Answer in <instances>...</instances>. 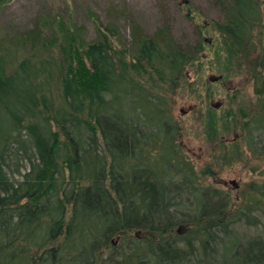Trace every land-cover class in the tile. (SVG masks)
<instances>
[{
  "label": "trees",
  "instance_id": "trees-1",
  "mask_svg": "<svg viewBox=\"0 0 264 264\" xmlns=\"http://www.w3.org/2000/svg\"><path fill=\"white\" fill-rule=\"evenodd\" d=\"M218 1L220 20L181 3L195 44L134 21L126 44L94 14L90 40L55 14L1 43L0 264H264V169L236 199L206 185L222 160L180 145L174 109L195 98L206 154L264 158V0ZM209 72L235 83L219 108Z\"/></svg>",
  "mask_w": 264,
  "mask_h": 264
},
{
  "label": "rangeland",
  "instance_id": "rangeland-1",
  "mask_svg": "<svg viewBox=\"0 0 264 264\" xmlns=\"http://www.w3.org/2000/svg\"><path fill=\"white\" fill-rule=\"evenodd\" d=\"M183 2L190 3L206 19L220 20L223 17L218 0H10L0 7V45L1 43L9 44L10 38L32 29L41 18L49 19L52 22L55 14H61L67 26L71 23L80 26L82 28L81 36L85 40L93 39L96 35L91 15L94 14L104 24L115 25L126 44L131 41V24L133 21L146 34H153L159 28L165 27L176 42L195 44L198 29L191 18L186 15H190L192 12L181 8ZM67 19H69L68 22ZM10 44L14 45L12 41ZM187 74L192 80V73L188 71ZM210 76L220 77L215 72H209L207 78L209 79ZM216 81L210 82L213 90L219 93L210 97L208 104L214 108H219L224 100V90H233L235 83L230 79L222 81L221 84L225 88L222 90L219 82H217L218 84L214 83ZM240 89L243 93L250 92L249 86H241ZM174 110L185 128V136L180 142L188 148L189 153L187 154L197 164V167H201V162H205L204 159L206 160L207 157L222 160L220 163L213 160L206 163L207 166L211 165L214 170L213 176L206 180V185L211 184L218 189L229 190L231 196L237 199L241 187L255 178L260 170L264 169V158L252 157L251 164L257 166L255 172L241 171V164L228 166L227 158L223 160L219 155L206 154V150L211 149L213 151L214 146H202L203 143H200L195 137L198 127L196 121L203 115V106L199 105L198 100L193 98L179 101ZM180 110H184V113L182 114ZM238 136L237 131H231L223 134L221 139L225 142L232 141ZM231 180L235 181L236 186L230 183ZM177 230L181 231V228L177 227ZM237 230L242 235L259 232V229L247 225L244 227L239 224Z\"/></svg>",
  "mask_w": 264,
  "mask_h": 264
},
{
  "label": "water",
  "instance_id": "water-1",
  "mask_svg": "<svg viewBox=\"0 0 264 264\" xmlns=\"http://www.w3.org/2000/svg\"><path fill=\"white\" fill-rule=\"evenodd\" d=\"M219 78H220V77L210 76V77H209V80H210V81H216V80H218ZM181 112H183V110H181ZM230 183H232L233 185L236 186V183H235L234 180H231Z\"/></svg>",
  "mask_w": 264,
  "mask_h": 264
},
{
  "label": "flooded vegetation",
  "instance_id": "flooded-vegetation-1",
  "mask_svg": "<svg viewBox=\"0 0 264 264\" xmlns=\"http://www.w3.org/2000/svg\"><path fill=\"white\" fill-rule=\"evenodd\" d=\"M180 112H181V110H180ZM182 114L184 113V110H183V112H181ZM180 145H181V147H182V149H183V151L187 154V153H189V150H188V148H186L185 146H184V144L182 143L181 144V142H180Z\"/></svg>",
  "mask_w": 264,
  "mask_h": 264
}]
</instances>
